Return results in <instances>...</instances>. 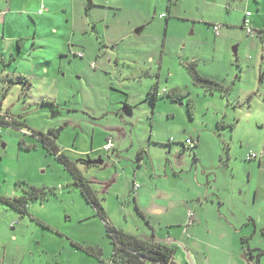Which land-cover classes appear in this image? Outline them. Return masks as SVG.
<instances>
[{"label": "rangeland", "instance_id": "obj_1", "mask_svg": "<svg viewBox=\"0 0 264 264\" xmlns=\"http://www.w3.org/2000/svg\"><path fill=\"white\" fill-rule=\"evenodd\" d=\"M13 1L0 36V50L15 51L0 66L9 92H0V112L19 125L0 135V195L21 197L31 187L56 195L30 202L23 216L0 200V264L23 257L34 264L47 259V246L60 263L64 255L88 264L72 242L102 248L105 261L113 255L105 222L34 136L53 129H62L59 148L90 181L116 230L168 239L185 263L264 264V255L245 258L242 248L248 237L252 249L264 250V0H95L89 12L86 0ZM193 66L224 90L196 83ZM13 72L28 74L32 88L21 85L22 92L7 80ZM189 138L198 149L184 147ZM99 159L101 168H87ZM134 182L149 197L139 205ZM154 205L167 214L151 216ZM250 219L256 227L246 226ZM183 237L194 252L172 244Z\"/></svg>", "mask_w": 264, "mask_h": 264}, {"label": "trees", "instance_id": "obj_2", "mask_svg": "<svg viewBox=\"0 0 264 264\" xmlns=\"http://www.w3.org/2000/svg\"><path fill=\"white\" fill-rule=\"evenodd\" d=\"M90 3L91 2L89 1V5ZM259 33L261 34L260 31ZM18 45L20 46L21 43L19 42ZM0 62L4 63V59L2 55H0ZM189 70L194 81H196V83L204 87L207 91L213 93L215 91L224 90L223 86L220 83L213 81L211 79L204 78L198 72L196 67L194 66L190 67ZM7 80L13 82V84L18 83L25 85L29 88V90L32 88L30 80L22 75H19L15 78L8 77ZM0 109H1V105H0ZM6 117L9 118L10 116L0 114V120L2 122ZM5 125L17 128L19 123L12 119V122L10 124L5 123ZM61 131L62 129L59 130L53 129L48 132L49 135H45L42 133L40 134L35 133L34 136L38 137V139L45 144V146L57 157V159H59V161L64 164L67 170L72 174L74 183L81 189V192L85 197V199L87 200V202L96 209L98 215L105 222L106 227L108 229V233L114 245L113 255L109 259V263L110 264H177L174 261L176 249L158 243L154 240L151 241L148 239H143L125 233L123 231H118L108 222L106 218L107 217L106 212L102 208L99 200L97 199L92 189L90 181H88L82 175V173L77 169L76 164L70 159V157L67 156L64 152H62V150L59 148L57 141L60 138ZM250 160L252 161V159ZM54 195H56L54 189L47 190L44 188L39 189L36 187H31L27 191V194L24 196L11 199L0 195V200L8 204L10 207L18 211L23 216L28 213V206L30 202H35L38 200L44 201ZM39 223L45 226V224L42 221H39ZM45 228L51 230V228L47 225L45 226ZM261 234L264 237V228L261 229ZM249 241H250L249 238L242 239V243H243L242 245L244 246V249L246 250L245 253L247 254L246 257L248 256L255 257L256 256L255 253H258L257 257L259 259L260 256L264 255V250L251 249L249 247ZM72 245L77 250L86 253L87 255L97 259L98 261H101L102 263L105 262L102 248L86 246L77 242H72Z\"/></svg>", "mask_w": 264, "mask_h": 264}, {"label": "crops", "instance_id": "obj_3", "mask_svg": "<svg viewBox=\"0 0 264 264\" xmlns=\"http://www.w3.org/2000/svg\"><path fill=\"white\" fill-rule=\"evenodd\" d=\"M21 1V0H20ZM87 2L86 3H88L87 4V6L85 7V9H87V11L89 12V11H91V10H93L95 7H97L96 5H95V3H96V1L94 0H86ZM89 1L91 2L90 3V5H89ZM3 3H5L6 4V6H4L3 7ZM14 3H15V1H13V0H0V22H2V23H0V36H4L5 35V33L7 32V24H8V22H9V19H8V16L10 15V14H8L9 13V11H11V9L12 8H15L14 7ZM44 4V3H43ZM103 7V6H102ZM41 11V10H40ZM40 11H39V13H40ZM42 14V13H41ZM40 14V15H41ZM44 14V13H43ZM247 15V14H246ZM250 17V16H249ZM248 17V18H249ZM245 20H246V17H245ZM245 22V21H244ZM144 29V28H143ZM254 29V28H253ZM4 34V35H3ZM3 39V41H5L6 43H7V39H6V37H4V38H2ZM9 39V38H8ZM15 40H18V37H15V38H11V39H9V41H15ZM19 43V42H18ZM37 47H38V45H37ZM6 48H8V49H6V50H4V49H1L0 50V55H2L3 56V59H4V63L6 64V62H7V59H9V58H14V46H12V47H9L8 45H7V47ZM33 51H35V49H33ZM81 57H83V56H81ZM12 60H14V59H12ZM0 66H1V62H0ZM2 67V66H1ZM19 75H22V76H25V77H27L29 80H30V77L28 76V74H24V73H20V72H13V73H11V74H9L8 75V77H10V78H15V77H17V76H19ZM1 83V82H0ZM31 83V82H30ZM2 84V83H1ZM18 85H20V86H18ZM22 84H16L15 86L16 87H20L21 89V91L23 92V88H22V86H21ZM0 92L1 93H5V95H7L9 92H5V89H4V86H0ZM0 114H2V115H5V113H3V112H0ZM9 118H11V116L9 117ZM12 119V118H11ZM110 123H113V122H110ZM109 124V123H108ZM112 143H113V141H112ZM200 142H199V140H198V145H197V149L199 148V146H200V144H199ZM108 144H106L104 147H106ZM195 154L197 155V153L195 152ZM198 156V155H197ZM142 163V162H141ZM105 164V163H104ZM166 169H169V168H166ZM135 183L136 182H134V184L133 185H135ZM138 184V183H137ZM1 190V189H0ZM133 190H134V188H133ZM135 191V190H134ZM146 192L147 191H143V189L140 187L137 191H135L134 193H136L135 194V200L137 201L138 200V205H139V200L140 201H145L147 198H149L148 196H147V194H146ZM202 198L203 197H201V198H199V200H202ZM184 203V202H183ZM201 204H202V201L200 202ZM184 205H186V203H184ZM151 216H159V215H166L167 214V212H168V210L167 209H164V207L162 206V207H160V206H158V205H154V207L151 209V210H149V211H147ZM178 214H180V213H176V215H178ZM186 214H187V211H184V216L186 217ZM198 217L200 218L201 217V215H200V213H198ZM43 221L42 222H46L44 219H42ZM184 224V223H183ZM251 225H254L255 227L257 226V224H256V222L253 220V219H250L249 220V222H248V224L246 225V226H251ZM50 226V225H49ZM51 227V226H50ZM173 227H175V226H173ZM178 227H180L179 229H181V230H179V231H183V234H184V232H185V230L183 229V225H179L178 224ZM182 227V228H181ZM195 226L192 224V228H194ZM155 234H156V232H155ZM169 235H171V236H173L174 235V232H172V234L170 233V231H169ZM155 238H153L154 239V241H156V242H158V243H161V244H163V245H165L164 244V242H167L168 241V239H163L162 237H156V236H154ZM14 238H15V240L16 241H18L19 240V236H14ZM244 238H248V237H244ZM186 241V239H185V237H183V241H179V240H174V242L172 243V244H177V242H179L180 244H185L186 246H187V249H186V247H185V251H186V253H187V250H188V252H190V251H193V249H192V247H191V245L190 246H188L187 245V243L185 242ZM193 242V241H192ZM191 242V243H192ZM198 243V241H196V244ZM243 244V243H242ZM167 246V245H166ZM169 247V246H168ZM249 247L252 249V247H251V245L249 244ZM172 248V247H171ZM188 248H190V250L188 249ZM242 248H243V251L245 250L244 249V246L242 245ZM257 248L255 247L254 248V250H256ZM29 250V249H28ZM42 251V254L44 253V249H41ZM75 252H77V253H80V254H83L84 252H80V251H75ZM194 252V251H193ZM246 250L243 252V254L245 255L244 257L246 258ZM46 253H47V259H40L39 261H35V263L34 264H73L72 262H71V260L69 259L68 261H66V257L64 256V255H62V257H61V259H63V263H60V261H58L59 259H55V255H56V251H55V249H54V247H49V246H47L46 247ZM28 254H33V252H31L30 251V253H28ZM85 255H87L86 253H84ZM83 254V255H84ZM72 253H70L69 254V256L72 258ZM87 257H88V264H93V261H95L96 259L95 258H93V257H91V256H89V255H87ZM176 257H177V250H176V253H175V257H174V261H175V263H177V264H195L194 263V261H193V258H192V261H190V263H185V261H180V260H177L176 259ZM184 257H186L187 258V256H186V254H185V256ZM183 257V258H184ZM189 257H191V256H188V258H187V261L186 262H188L189 261ZM231 258H232V256H231ZM93 259V260H92ZM95 259V260H94ZM233 260V263H235V261H236V259H237V256L236 255H234L233 256V258H232ZM195 260V259H194ZM17 263L18 264H26V260L24 259V257H23V259H21V260H17ZM101 264H110L109 263V261H105L104 263H102V262H100Z\"/></svg>", "mask_w": 264, "mask_h": 264}, {"label": "built area", "instance_id": "obj_4", "mask_svg": "<svg viewBox=\"0 0 264 264\" xmlns=\"http://www.w3.org/2000/svg\"><path fill=\"white\" fill-rule=\"evenodd\" d=\"M40 13H42V10L40 11ZM249 16H251L250 13H248V14L246 15V20H245V22H244V25H245V29L247 30L248 35L253 37V36H255V30L252 28V26L250 25V23H249V21H248V17H249ZM10 122H11V119L8 118V117H6V118L4 119L3 122L0 120V135L2 134V128H3V126H5V123H10ZM186 145L192 146V148H194V147H196V146L198 145V140L195 141V139H193V138H189V139H187V141H186ZM111 148H113V145H112V143L110 142V143L106 146V150H110ZM0 155H1V154H0ZM251 158H253V159H257L258 156H257L256 154H252V155H251ZM139 188H140V185L137 184V183H135V185H134V190L137 191Z\"/></svg>", "mask_w": 264, "mask_h": 264}, {"label": "flooded vegetation", "instance_id": "obj_5", "mask_svg": "<svg viewBox=\"0 0 264 264\" xmlns=\"http://www.w3.org/2000/svg\"><path fill=\"white\" fill-rule=\"evenodd\" d=\"M164 93H167V91H165L164 90ZM150 94L153 96V103L155 104V102L157 101V97H158V95H159V91H158V88H155V89H152V91L150 92ZM125 107H126V109H129V110H131L132 109V107L131 106H129L128 104H126L125 105ZM172 143H174V142H172V141H170V144H172ZM188 147L186 144H184V147ZM111 150V149H110ZM110 150H108V151H110ZM171 150H173L172 148H171ZM145 153H147V149L146 148H144V149H142L140 152H139V154H138V156H137V159H138V161L141 163L142 161H143V159H144V154ZM92 165H89V166H87V168L89 169L90 167H91ZM100 167V166H99ZM101 168V167H100Z\"/></svg>", "mask_w": 264, "mask_h": 264}, {"label": "water", "instance_id": "obj_6", "mask_svg": "<svg viewBox=\"0 0 264 264\" xmlns=\"http://www.w3.org/2000/svg\"><path fill=\"white\" fill-rule=\"evenodd\" d=\"M143 30V28H140L139 30H137L138 33H140L141 31ZM236 52V50H235ZM3 148H6V145H2ZM99 165V166H102L104 164V161L102 159H99V160H96V161H92V162H89L88 163V166L89 165Z\"/></svg>", "mask_w": 264, "mask_h": 264}, {"label": "clouds", "instance_id": "obj_7", "mask_svg": "<svg viewBox=\"0 0 264 264\" xmlns=\"http://www.w3.org/2000/svg\"><path fill=\"white\" fill-rule=\"evenodd\" d=\"M10 119H11V118H10ZM11 122H12V119H11ZM11 122H10V123H11ZM10 123H9V124H10ZM5 126H7V125H5Z\"/></svg>", "mask_w": 264, "mask_h": 264}]
</instances>
